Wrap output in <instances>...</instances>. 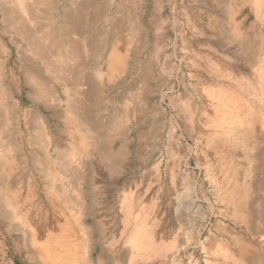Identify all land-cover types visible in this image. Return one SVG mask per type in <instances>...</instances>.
<instances>
[{
  "label": "rangeland",
  "instance_id": "obj_1",
  "mask_svg": "<svg viewBox=\"0 0 264 264\" xmlns=\"http://www.w3.org/2000/svg\"><path fill=\"white\" fill-rule=\"evenodd\" d=\"M51 1H56L62 13L68 6L72 7L73 1L86 3L85 0H49L42 8L50 7ZM117 2L122 4L123 16L117 11L119 4H115L109 13L111 21L106 23L103 18L99 27L87 25L85 28L94 29L93 34L98 30L104 33L103 41L95 43L97 67L103 74L106 47H110V43L116 39L123 54H128L125 67L117 68L111 77L104 76L100 82L94 80L91 67L83 72L93 83L90 101H84L82 107L90 111L101 132L109 114L121 116L124 109L129 113L124 129L109 134L108 149L112 153L123 146L127 148L124 157L114 155L122 173L112 175L102 169L94 157L88 158L95 175L101 172L105 176L94 185H85L84 190L94 192L97 200L103 197L107 206H111L106 215L112 221L114 232L106 243L95 246L93 257L97 258L103 249L107 254L120 255L119 249H123L125 239L135 233L136 225L146 232L157 221L158 241L165 249L173 246L174 251L168 250L167 256L160 257L156 264H226L216 242L228 239L234 246L231 238L237 235L255 242L250 248L251 263L264 264V231L260 226L264 224V0ZM130 3L140 24L138 34L133 11L131 14L127 8ZM88 10L90 13L91 9ZM40 13L46 14L41 10ZM45 19L40 22L51 23ZM0 22L3 24L1 18ZM53 23L61 25L62 19L56 18ZM111 24H114L112 30L109 29ZM233 26L237 27L245 44L233 41ZM77 39L75 35L76 42ZM87 39L90 41L89 34ZM10 47H13L15 60L23 57L18 52L20 48ZM85 54L92 56L91 51ZM25 71L21 61L17 76L21 75L22 84L15 82L12 86L14 102L22 112H27V117L22 116L15 122L23 133L15 140L17 152L7 158L12 159L14 165H5L6 171L2 174L7 181L0 187L8 199L12 193L19 194V204L33 206L46 204L51 186L54 191L62 185L70 206H76L78 196L73 178L61 175L59 168L63 162L60 159H44L54 167L53 179L44 175L43 165L37 164L31 156L23 159L29 153L45 158V147L40 146L30 119L32 111H37L48 122L64 157H70L73 138L64 126V113L49 110L35 99L33 87L24 81ZM14 102L4 104L2 110ZM251 126L255 128L256 162H251L250 152L239 138ZM86 128L89 136H93V145L89 144L88 148L97 155L100 150L94 145L97 135L88 125ZM74 164L70 169H81L77 158ZM15 173L23 175L17 177ZM104 186H108L106 192H103ZM246 186L251 187L252 195L245 214L240 215L235 205L243 198ZM188 189L194 190L193 201L199 208L197 217L185 200ZM124 198L129 202L122 206ZM71 207L66 210L65 206V212L70 221L75 222ZM96 207L100 206L96 203ZM128 207L130 213H127ZM124 220L128 223L124 224ZM93 222L92 218L86 220L88 225ZM142 223L145 228L141 227ZM47 237L40 238L41 242ZM79 241L83 243L81 238ZM8 247L6 262L0 255V264H22ZM42 263L27 259L23 264Z\"/></svg>",
  "mask_w": 264,
  "mask_h": 264
},
{
  "label": "bare ground",
  "instance_id": "obj_2",
  "mask_svg": "<svg viewBox=\"0 0 264 264\" xmlns=\"http://www.w3.org/2000/svg\"><path fill=\"white\" fill-rule=\"evenodd\" d=\"M46 1L0 0V18L3 21V24L0 22V184L7 181L4 180L5 175L2 173L6 171V164L10 166L14 162L12 159L8 160L7 158L17 152L15 140L18 135L23 133L20 132V128L15 125V122L22 116L27 117V112H22L19 104L14 102L13 99L15 91H13L12 84L16 82L21 85L23 81L21 75L17 76V67L20 66L22 61L26 68L24 81L31 88L33 87L35 99L38 98L39 103L49 110L62 111L65 115L64 126L73 137L70 141L72 149L70 157H64L61 153L62 148L55 136L52 135L48 122L37 111H32L30 119L33 127L36 128V138L39 137L40 146L45 147V149L43 148L45 158L37 153L32 155L29 153L23 159L31 156L37 164L43 165L44 175L50 179L55 178L54 167L45 163L44 159L52 160L54 157L60 159L63 162L59 168L60 173L65 178L69 176L73 178V188L78 198L76 199V206L72 205V207H76L73 209L69 204L70 200L67 199V195L65 196L64 187L58 185L53 191L54 187L51 186L49 197L45 201L46 204H42V202L38 205L27 204L24 206L18 203L19 194L12 193L11 198L8 199L5 191L0 187V255L3 256L2 261L6 262L5 255L8 254L6 248L9 246V251L12 250L19 257L22 264L27 259L38 260L44 264H124L127 259H129L128 264H148L150 261L151 264H156L160 257L167 256L168 250L174 251L173 246H167L165 249L158 241L159 225L157 221L151 227L152 229H148L146 232H143L141 228L139 229V225H136L135 233L127 237L123 249H119L120 255L107 254L106 250L103 249L97 258L93 257L95 246L98 243H106V240L114 233L112 231V221L108 220L109 217L106 215L107 208L111 206H107L103 197L100 196L97 200L96 195L93 194L94 192L84 190L85 185H94L98 183L97 180H101V177L105 176L101 172L96 173L98 176L95 175L88 158L94 157L101 163L100 167L102 169L109 170L112 175H115L121 171V167H117L118 162H115L114 155L124 157L127 153L125 146L121 147L116 153H112L108 146L111 136L109 134L121 132L124 129L129 113L124 109L121 116L109 114L104 131L101 132L97 122L91 118L90 111L84 110L82 107L84 101H90L93 83L91 78L83 74L84 70L91 67L89 69L94 72L93 77L95 79H93L100 82L104 76L111 77L117 68H124L128 63V54H123L115 39V42L110 43V47H106L108 49L105 52V72L103 74V71L97 67L95 43L96 41H103L104 38L101 37L104 33L97 29L96 32L98 33L96 35L93 34L95 32H92L94 29L85 30L87 25H91L93 28L99 27V22L103 18H105L106 23L111 21L109 13H111V8L115 4H119L117 11L123 16L120 10L122 4L118 3V0H85L86 3L68 0L72 2V7L69 9L68 6L67 10L62 13L56 1H51L50 7L43 9L42 6ZM127 8H130L131 14L133 11V19L138 34L140 24L134 6L130 3ZM88 9H91L90 13ZM40 10L46 14L42 15ZM227 13L229 15V10ZM47 15L49 17L46 18ZM59 17L62 19V24L53 23L54 19ZM45 18L51 20V23L40 22ZM113 25L111 24L109 29L112 30ZM231 32L233 41L245 44V41L241 40L236 26L232 27ZM112 33L115 35L114 32ZM156 33L159 34V32ZM88 34L90 35V41L87 39ZM75 35L78 36L77 42ZM11 45L20 48L18 52L23 56L20 58L21 61L20 59H14L15 53L13 54ZM90 51L92 56L91 54L90 56L85 54V52L90 53ZM85 87L86 89H84ZM10 102H14V104L2 110L1 107ZM87 125L91 128V132L97 135V143L94 142L95 146L97 144L100 147L97 155L88 148L89 144L90 146L93 145L91 142L93 136H89ZM249 134H252V136ZM254 134L255 128L251 126L248 132L239 137L245 149L250 152L251 162H256V155L253 153L256 145ZM89 137L90 142H88ZM83 152L86 154L83 155ZM75 157L80 161L81 169H70V167L75 166ZM17 173H15L17 177H22L23 174ZM108 182H105L106 185L109 184ZM246 187L243 198L236 201L235 205L236 213L240 215L245 214L252 195L251 187ZM107 188L108 186H104L102 188L103 192H106ZM99 194H102V191ZM193 194L194 190L188 189L185 200L189 204L188 209L195 210L194 214H197L195 215L197 217L199 212L196 210L199 208L193 201ZM55 199L59 201H55ZM126 202H129L128 198H124L122 206H125ZM96 203L100 207H96ZM63 206H66V210L67 207H71L73 211L71 216L76 218L75 222L70 221ZM127 210V213L131 212L129 207ZM127 216L129 217V215ZM87 218L93 219L92 225L86 224ZM127 223L128 220H124V224ZM141 225L143 228L146 226L144 223ZM65 226H68V228ZM260 226L264 231V224H260ZM55 229L57 231L53 233ZM43 236L48 237L43 240L44 242H41L42 239L40 238ZM80 238L83 243L79 241ZM231 240L235 243L234 246L229 243L230 240L228 241V239L227 241L216 242L223 257V262L226 264L229 261H232L233 264H252L250 261V248L254 246L255 242L239 237V235L232 236Z\"/></svg>",
  "mask_w": 264,
  "mask_h": 264
}]
</instances>
